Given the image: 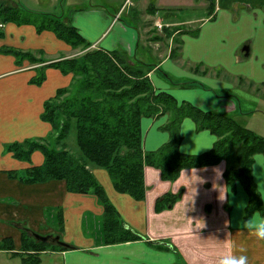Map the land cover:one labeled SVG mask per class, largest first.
<instances>
[{"label": "crops", "instance_id": "1", "mask_svg": "<svg viewBox=\"0 0 264 264\" xmlns=\"http://www.w3.org/2000/svg\"><path fill=\"white\" fill-rule=\"evenodd\" d=\"M115 1L120 5L113 15L102 5H91L74 14L71 22L56 17L75 27L91 50L116 52L129 65L143 69L156 92H167L178 103L188 102L204 111L225 113L264 137V110H256V128H249L247 115L252 111H243L232 92L240 88L264 96V0H214L211 16L205 3L200 6L205 15L187 16L183 21L175 11L192 8L196 0H154L145 6L139 0V11L134 0ZM1 4L28 10L14 0H0ZM234 8L237 14L232 13ZM125 13L127 21L122 18ZM149 18L186 30L196 23L197 33L175 30L172 36L178 43L171 51V45L151 40ZM9 50L45 62L33 64L24 59L18 64ZM81 52L80 47L72 48L51 31L38 32L32 23H0V241L10 237L17 250L12 251L19 252L23 232L31 238V233L59 236L71 248H50L40 255L54 253L61 264H220L222 257L233 254H245L248 264H264V238H258L253 227L263 217L255 212L246 219V191L237 182L231 193L223 178L224 170L235 164L233 156L216 165L183 169L174 181L162 180L158 169L145 166L143 201L116 192L108 172L88 164L120 221L141 237L110 245L99 243L103 207L96 196L69 192L63 180H22L27 169L43 164L44 156L34 150L27 160L17 159L7 146L51 134V125L41 119L44 103L57 90L68 87L72 77L47 67L40 85L30 82L42 65ZM169 118L163 114L141 119L143 151H156L168 141L169 134L161 128ZM71 131L76 133L74 126L69 134ZM179 131V150L188 155L211 150L217 140L208 130H197L190 118L181 121ZM65 143L68 148L67 139ZM75 156L79 157V149ZM217 166L222 177L216 175ZM252 179L264 207L263 155L254 156ZM180 190L181 197L170 209L154 211L157 198ZM245 221L252 222L251 228L245 227Z\"/></svg>", "mask_w": 264, "mask_h": 264}, {"label": "trees", "instance_id": "2", "mask_svg": "<svg viewBox=\"0 0 264 264\" xmlns=\"http://www.w3.org/2000/svg\"><path fill=\"white\" fill-rule=\"evenodd\" d=\"M213 7L214 1L208 5L209 16ZM21 13L20 7L1 4L0 23L30 24V20ZM154 13L152 11L151 14ZM35 27L38 32H53L72 48L80 47L82 52L42 65L30 82L40 85L45 79L44 70L47 67L58 69L62 74H71L72 77L68 87L57 90L55 96L44 103L41 119L51 125V134L44 139H29L7 146V151L17 159L27 160L34 150H39L44 156L42 165L26 170L22 179L24 182L63 180L69 192L96 196L103 207L99 243L110 245L141 237L124 227L103 188L87 169L88 164L104 168L116 192L143 201L146 192L145 166L158 169L162 180L174 181L183 169L216 165L233 156L235 164L223 172L226 187L232 193L236 183H241L249 197L245 218L258 212L264 219L261 195L252 179L254 156L261 154L264 157L263 136L239 125L225 113L204 111L188 102L178 103L167 92H156L143 69L129 65L116 52L91 50L78 30L58 17L49 18L44 24H35ZM179 29L182 28L165 27L164 31L171 35ZM186 32L192 34L193 31L183 29L181 34ZM7 52L16 57L18 64L24 59L33 64L45 62L43 58L29 53ZM163 114L170 116L161 128L169 134L168 141L156 151H143L141 119ZM184 118H190L197 130H208L216 136L211 150L197 155L184 154L179 150V126ZM72 126L76 132L79 157L73 155L65 143ZM9 174L15 177L14 173ZM181 193L182 190L176 194L165 193L157 198L154 211L159 213L170 209ZM50 247L67 249L36 241L26 232L22 233L19 252L12 251L14 245L10 237L0 241V250H8L11 256H19L22 264H40V253Z\"/></svg>", "mask_w": 264, "mask_h": 264}, {"label": "rangeland", "instance_id": "3", "mask_svg": "<svg viewBox=\"0 0 264 264\" xmlns=\"http://www.w3.org/2000/svg\"><path fill=\"white\" fill-rule=\"evenodd\" d=\"M17 3L23 4L25 7L28 8L30 11L22 10L21 15L28 18L32 24L40 25L44 24L47 22L49 18L56 17L57 15H60L63 19L68 20V22H71L74 14L79 12L80 9L84 7H89V6H97V5H102L108 12H110L113 15V10L116 8L118 5H120V1H115V0H14ZM136 3L135 9L139 11L141 9L140 7V2L139 0H134ZM192 1V0H190ZM154 0H141V5L145 6L148 3H152ZM209 2V1H207ZM197 3L195 6L191 7H183L182 9L176 10L174 13L179 20L183 21L185 17L187 16H196V15H205L204 9H202L200 6L205 4V1L203 0H196L194 1V4ZM128 12V10H126ZM49 13V14H48ZM233 14H237L236 8L232 10ZM126 13L123 15V19H125ZM62 22H65L63 19L60 17L58 18ZM127 21V20H126ZM149 23L150 29V35H151V40L152 41H163V44L166 46L171 45V51L174 50L175 44H177L178 39L173 38L174 36L167 35V33L164 31L165 27L169 26H164L163 21H158L154 18H149L146 20ZM71 24V23H69ZM143 25H146V22H142ZM198 24H194L191 26H188V30L193 31L192 34L186 32L188 35H194L197 33L196 27ZM171 27V26H170ZM164 32V35H163ZM162 33V34H160ZM171 33V32H170ZM159 36H162L158 38ZM169 39L168 43H166V40ZM232 92L238 96L239 104L240 107L243 111H252L249 116V128H256L254 125L256 119H259V114L256 111L258 108H262L264 110V96L262 95H256L252 92H248L244 89L240 88H234ZM147 118V117H143ZM67 143H68V148L73 154L78 153V148L76 146L75 142V133L74 131H71L67 138ZM261 155V154H260ZM257 191L258 188H257ZM90 225H92L93 221L92 218L89 219ZM257 225H254L255 227ZM86 230V227H84ZM91 230V229H90ZM99 236V232L96 234L95 237ZM50 245H52L50 243ZM56 245V244H55ZM51 248V247H50ZM49 248V249H50ZM47 249L46 251H48ZM14 251H17L14 249ZM41 257V264H61L58 262V258L56 254L54 253H45L40 255ZM0 264H21V260L19 256H11L10 252L6 250H0Z\"/></svg>", "mask_w": 264, "mask_h": 264}, {"label": "clouds", "instance_id": "4", "mask_svg": "<svg viewBox=\"0 0 264 264\" xmlns=\"http://www.w3.org/2000/svg\"><path fill=\"white\" fill-rule=\"evenodd\" d=\"M216 175L218 177H222V169L218 166L215 169ZM225 192V191H224ZM224 196V194H223ZM223 198V197H221ZM245 227L251 228L252 222L251 221H245L244 222ZM255 235L258 238H264V219H262L257 226L254 229ZM220 264H248V257L245 254L240 255H227L222 257Z\"/></svg>", "mask_w": 264, "mask_h": 264}, {"label": "water", "instance_id": "5", "mask_svg": "<svg viewBox=\"0 0 264 264\" xmlns=\"http://www.w3.org/2000/svg\"><path fill=\"white\" fill-rule=\"evenodd\" d=\"M124 227L127 228L125 225H124ZM31 235L36 241L49 242L51 244H56V245H59V246L70 248V245L62 242L60 240L59 236H50V235L42 236V235L37 234V233H31ZM155 243H157V242H155ZM165 245L169 246L168 244H165Z\"/></svg>", "mask_w": 264, "mask_h": 264}, {"label": "flooded vegetation", "instance_id": "6", "mask_svg": "<svg viewBox=\"0 0 264 264\" xmlns=\"http://www.w3.org/2000/svg\"><path fill=\"white\" fill-rule=\"evenodd\" d=\"M203 1H205V3H207V6H208V5H209L211 2H213L214 0H203ZM207 1H209V2H207ZM214 6H215V4H214ZM213 9H214V7L211 8V11H212ZM208 10H209V9H208ZM211 15H212V14H211ZM211 15H210V16H211ZM181 28H182V27H181ZM183 29L186 30L185 28H182V29H179L180 31H179V30H178V31L181 32ZM187 30H188V29H187ZM189 31H190V30H189Z\"/></svg>", "mask_w": 264, "mask_h": 264}]
</instances>
